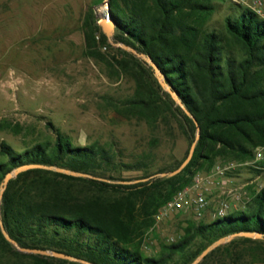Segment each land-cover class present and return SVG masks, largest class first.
Masks as SVG:
<instances>
[{
  "label": "trees",
  "instance_id": "obj_1",
  "mask_svg": "<svg viewBox=\"0 0 264 264\" xmlns=\"http://www.w3.org/2000/svg\"><path fill=\"white\" fill-rule=\"evenodd\" d=\"M214 1L224 0H109L114 40L152 59L196 120L200 137L181 173L133 184L113 183L129 180L112 173L142 170L144 163L118 166L110 149L98 142L73 145L51 123L47 125L55 134L52 144L36 143L19 153L1 142L0 155L6 160L0 162V183L6 173L26 164L54 165L112 181L43 169L20 173L8 183L0 207L4 228L20 246L55 250L94 264H190L221 237L237 232L264 235L261 189L245 210L188 224L176 242L161 246L158 256L140 252L158 209L197 173H209L218 161L245 163L264 147V20L229 0L237 9L225 16L220 30L211 28L207 23ZM83 36L86 57L134 81L131 97L108 99L116 113L149 126L175 122L187 149L173 167L158 173L178 168L194 140L193 120L161 89L150 67L109 43L93 10L84 19ZM196 239L199 244L190 251ZM254 263L264 264V240L241 237L218 247L200 264ZM0 264L79 263L21 253L0 232Z\"/></svg>",
  "mask_w": 264,
  "mask_h": 264
},
{
  "label": "rangeland",
  "instance_id": "obj_2",
  "mask_svg": "<svg viewBox=\"0 0 264 264\" xmlns=\"http://www.w3.org/2000/svg\"><path fill=\"white\" fill-rule=\"evenodd\" d=\"M213 5L207 24L220 30L225 16L237 6L229 0L214 1ZM89 10L99 20L103 0H0V143L19 153L36 143L52 144L55 134L47 125L51 123L73 145L98 142L110 149L118 166L146 165L142 170L114 171V176L135 181L145 173L154 175L173 167L187 149L175 122L149 126L122 117L108 104V99L131 97L135 84L130 77L84 55L83 22ZM5 160L0 155V162ZM242 168L249 176L245 181L259 176L252 186H264V159ZM214 195L209 197L207 210L215 204ZM212 220L207 213L200 219L189 212L160 221L154 216L153 226L144 232L140 252L156 257L162 245L174 243L184 234L188 224ZM199 241L192 243L190 251Z\"/></svg>",
  "mask_w": 264,
  "mask_h": 264
},
{
  "label": "water",
  "instance_id": "obj_3",
  "mask_svg": "<svg viewBox=\"0 0 264 264\" xmlns=\"http://www.w3.org/2000/svg\"><path fill=\"white\" fill-rule=\"evenodd\" d=\"M103 6H104V11H103L102 15L100 16V19L98 20V25L100 26L102 33L108 39L109 43L114 47L120 48V49L126 51L127 53L132 54L134 57H136L137 59L142 61L145 65L150 67L152 72H153V76L157 80L161 89L164 92L169 94V96L173 100L174 104L176 106L180 107L183 110V112L189 118H191L193 120V122L195 124L194 140L189 147L188 154H187L186 158L183 160V162L179 165L178 168H176L175 170L169 171V172L156 173L154 175L149 176L148 178H144V179H140V180L116 181L113 183L133 184V183H137V182H144V181H147L150 179L174 177V176L178 175L179 173H181V171L188 165V163L192 159L196 143L200 137V127L198 126V124H197L196 120L194 119V117L192 116V114L187 110L185 105L182 103V101L178 97L177 93L174 92L172 90V88L169 86V84L166 82L161 71L159 70L157 65L152 61V59L148 55L138 52L133 47L128 46V45L121 43V42H117L114 40V33H115V29H116V24L111 17L110 8H109V0H103ZM31 169H43V170H48V171H52V172H56V173H60V174H64V175H68V176H72V177L98 179V180H103V181H107V182H112V181L105 180V179L94 178L93 176H91L89 174L73 171V170L66 169V168H61V167L54 166V165L26 164V165H22V166H19V167L12 169L8 173H6V175L2 179V181L0 183V207H1L2 197H3V194L6 190V188H7L8 183L11 180L15 179L20 173L25 172L27 170H31ZM0 232H1L2 236L4 237V239L12 245V247L21 253L41 255L44 257H53L56 259L67 260L69 262H75V263H79V264H94V263L86 261L84 259H79V258H76L74 256L67 255V254H64V253H61V252H58L55 250L32 249V248H25V247L20 246L13 238L10 237V235L8 234L6 229L4 228V225H3V222L1 219V208H0ZM241 237L255 239V240H264V235L260 234V233H256V232L233 233V234L221 237V238L217 239L216 241L212 242L211 244H209L190 264H200L202 262V260L209 253H211L212 251H214L218 247H220L224 244H227L236 238H241Z\"/></svg>",
  "mask_w": 264,
  "mask_h": 264
},
{
  "label": "built area",
  "instance_id": "obj_4",
  "mask_svg": "<svg viewBox=\"0 0 264 264\" xmlns=\"http://www.w3.org/2000/svg\"><path fill=\"white\" fill-rule=\"evenodd\" d=\"M231 2L252 10L259 18L264 20V0H230ZM264 159V147L256 149L255 158L252 161L238 163L235 161L216 162L209 173H197L191 183L184 189L178 191L174 196L160 207L155 215L156 221H160L171 215L189 212L195 218H202L209 205V197L213 195L214 188L221 189L225 194L231 195L232 199H221L215 210L211 212V218H222L230 214L235 202L240 201L241 194L237 188H225L224 182L227 174L243 166H255V164ZM256 169L257 166L255 167ZM259 181V176L255 182ZM258 183V182H257ZM264 189L259 185L258 191Z\"/></svg>",
  "mask_w": 264,
  "mask_h": 264
},
{
  "label": "crops",
  "instance_id": "obj_5",
  "mask_svg": "<svg viewBox=\"0 0 264 264\" xmlns=\"http://www.w3.org/2000/svg\"><path fill=\"white\" fill-rule=\"evenodd\" d=\"M243 171H244L243 168L242 169L239 168L238 170H236L233 176L231 174L230 175L231 177H227L225 182L223 183L225 188H237L240 190V194H241L240 201L235 202V205L233 206V209L230 211V214L244 210L247 204L252 200V198L258 192V190L252 186V183L255 182L257 176L253 177L250 181H245L246 179H248L249 176L245 174ZM214 191H215L213 192L215 193V195L213 196V201L215 202V204L213 205L214 207L211 206V209L209 208L206 212L207 215L209 216L211 212L215 210L216 206L218 205L221 199H232L231 195L225 194L221 189L214 188Z\"/></svg>",
  "mask_w": 264,
  "mask_h": 264
}]
</instances>
